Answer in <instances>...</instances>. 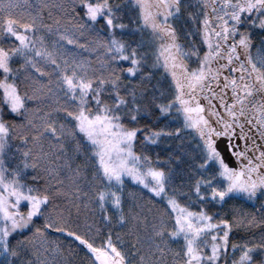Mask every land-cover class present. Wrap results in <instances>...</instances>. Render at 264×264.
Returning a JSON list of instances; mask_svg holds the SVG:
<instances>
[{
	"label": "snow or ice",
	"instance_id": "obj_1",
	"mask_svg": "<svg viewBox=\"0 0 264 264\" xmlns=\"http://www.w3.org/2000/svg\"><path fill=\"white\" fill-rule=\"evenodd\" d=\"M255 30L264 0H0V264H264Z\"/></svg>",
	"mask_w": 264,
	"mask_h": 264
},
{
	"label": "trees",
	"instance_id": "obj_2",
	"mask_svg": "<svg viewBox=\"0 0 264 264\" xmlns=\"http://www.w3.org/2000/svg\"><path fill=\"white\" fill-rule=\"evenodd\" d=\"M6 2V0H5ZM195 2V0H193V3ZM26 10V9H25ZM17 11H20L19 9ZM132 13H130L131 15ZM125 23L128 22L127 18L125 19L124 21ZM142 37L145 41H148L150 40V36L147 32V30H145L142 34ZM253 37H254V47H253V54L255 55V52H256V47L258 46L259 44V41L262 37H264V34L262 33H259V32H253ZM127 38V37H125ZM141 38V36L138 34L135 39L136 40H139ZM86 42L85 38H81V43H84ZM70 49L73 48V46H68ZM78 51V50H76ZM100 55L102 56L103 53L102 52H92V53H82V58H87V59H91L93 61L96 60L97 56ZM157 115H159V113H157ZM148 124H152V121L151 119H149L148 121ZM181 123L180 120L178 119H173L171 116L170 117H162L160 122H159V125L160 127H164L166 124L169 125V127H176L178 126L179 124ZM180 142L177 140V141H173V140H168V141H162L159 145H153L151 146L152 147V153L153 155H155L156 152L160 153V158L161 159H165L166 158V154L168 151H170V149H168L167 145L168 144H172L173 145V149L176 148V145H178ZM130 187H135L134 185H130ZM243 204L245 207H249V204L245 203V201L243 200V198L241 197H237L236 199L234 200H231L229 201V203L227 205H216V204H213V205H210L209 207L211 208V211L213 212H217L221 215H223L224 213H226L228 211V209H230L233 205H236V206H239ZM127 210V209H126ZM194 211L198 210V206L194 205L193 206V209ZM96 220H97V224L103 228V225L99 223V220H100V217H99V214H97V217H96ZM89 223H91V221H89ZM83 230V229H82ZM116 231H120V232H126L127 229H120V228H116ZM244 234L241 233V234H238L235 236V240L236 241H239L241 236H243ZM53 240H56V241H62V242H65L67 243L68 240L66 237H63L59 234H53L52 237H51ZM113 239L115 240V235L113 236ZM130 238L129 237H125V240H129ZM99 242V239L98 241ZM172 247L173 248H178L179 245L176 244V243H173L172 244ZM84 257V251H81L79 256H78V260L82 259ZM85 264H86V261H85Z\"/></svg>",
	"mask_w": 264,
	"mask_h": 264
},
{
	"label": "rangeland",
	"instance_id": "obj_3",
	"mask_svg": "<svg viewBox=\"0 0 264 264\" xmlns=\"http://www.w3.org/2000/svg\"><path fill=\"white\" fill-rule=\"evenodd\" d=\"M255 32H259V33H261L259 30H255ZM23 210V209H22Z\"/></svg>",
	"mask_w": 264,
	"mask_h": 264
}]
</instances>
